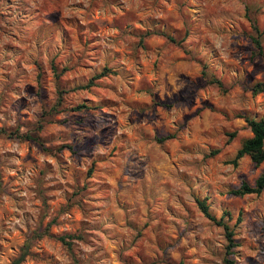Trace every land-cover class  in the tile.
Returning <instances> with one entry per match:
<instances>
[{"label": "rangeland", "instance_id": "rangeland-1", "mask_svg": "<svg viewBox=\"0 0 264 264\" xmlns=\"http://www.w3.org/2000/svg\"><path fill=\"white\" fill-rule=\"evenodd\" d=\"M259 81L264 0H0V129L40 138L0 135V264L46 227L19 264H74L66 233L80 264H223L204 197L235 264H264V191L230 193L264 162H229Z\"/></svg>", "mask_w": 264, "mask_h": 264}, {"label": "trees", "instance_id": "trees-1", "mask_svg": "<svg viewBox=\"0 0 264 264\" xmlns=\"http://www.w3.org/2000/svg\"><path fill=\"white\" fill-rule=\"evenodd\" d=\"M256 35L252 36L251 39L257 48L259 53H262V45L259 39V36L261 34L259 26L253 22L252 25ZM147 35L149 33H146ZM167 38L170 40H174V37L171 35H166ZM54 70L56 71V68L54 67ZM113 73V71L108 68L104 67L102 71L96 73L92 77H90L87 81L86 84L80 85L81 88H88L92 85H94L95 80L108 75L109 73ZM212 82L216 83L219 87H222V82L219 79L213 78ZM253 93H259L264 91V81H259L256 82L253 87H252ZM61 92V91H60ZM88 108H93L87 104L81 103L78 104L74 107H71V110H81V109H88ZM53 110L56 111V106L53 107ZM246 122L248 123V126L250 128L251 135L245 137L242 142L240 147L237 149L235 156L233 159H231L229 162L236 165L238 159L243 157L244 155L249 156L251 161L255 165H259L262 162H264V118H253L249 116H244ZM41 127V125L39 126ZM5 134L7 136H15L21 139H29V140H34V141H40V138L37 134H33L31 132H26V133H20L18 130L16 131H6L5 129L1 128L0 129V135ZM162 140V139H161ZM217 151H213L212 154H215ZM264 191V173H260L258 177L254 180L253 184L248 183L247 181H243L241 185L237 188L231 189L230 193L237 195V196H243L246 194H260L261 192ZM207 198H197V204L200 208V210L203 212V214L208 217L209 219L213 220L216 222L218 225H221L224 229V234L225 238L227 240L226 248H225V253L223 257V264H235L234 259L231 257L233 253V247L236 246V242L234 239V231L233 229L229 226V224L226 221V217L230 218L229 212L225 211L221 214L219 218L211 214L209 211L208 204L206 202ZM240 217H238V220ZM44 236H52L48 228L40 229L37 228L32 232V235L30 238L22 245L20 248V253L19 255L13 259L11 264H19L22 262L25 257L29 253V247L31 244L32 240L35 239H40L43 238ZM56 239L61 242V244L72 254L73 256V261L74 264H80L78 259L75 258L73 255V247L76 242V240H81L82 235L78 234H61L56 236ZM178 264H182L180 261Z\"/></svg>", "mask_w": 264, "mask_h": 264}]
</instances>
